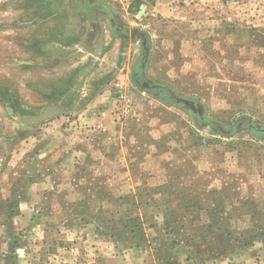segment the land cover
I'll use <instances>...</instances> for the list:
<instances>
[{"label":"rangeland","instance_id":"obj_1","mask_svg":"<svg viewBox=\"0 0 264 264\" xmlns=\"http://www.w3.org/2000/svg\"><path fill=\"white\" fill-rule=\"evenodd\" d=\"M240 2L0 0V264L264 262L257 239L221 245L226 224L238 237L264 221V133L250 129L264 128V28ZM132 29L148 86L133 81L144 50ZM118 91L132 102L121 116ZM50 106L61 111L24 121ZM101 108L113 127L85 150L78 118ZM61 129L88 158L35 156ZM205 229L208 247L177 235L196 243Z\"/></svg>","mask_w":264,"mask_h":264},{"label":"crops","instance_id":"obj_2","mask_svg":"<svg viewBox=\"0 0 264 264\" xmlns=\"http://www.w3.org/2000/svg\"><path fill=\"white\" fill-rule=\"evenodd\" d=\"M250 5H245L244 1L238 3L237 11L238 15H244L246 16L247 23L249 24L248 27L252 28H264V0H252L248 1ZM135 83V82H134ZM107 89L105 88V91ZM89 108H92V105L90 104ZM99 109V108H96ZM103 109V110H102ZM114 113H112L110 110H105V108H101L100 111H98V114H95V116L87 117L86 115H83V117L78 118L79 122V132L82 130L83 132H86V136H89L87 139L84 137L82 140V144L85 146V148L90 147L91 141L90 136L91 132L96 131L97 129H109L110 127H113L114 122ZM61 120L54 119V121L49 123V127L47 128L50 130L51 127L55 126V124L60 123ZM52 129V128H51ZM65 130V129H64ZM62 131V129H61ZM65 131L60 132L56 136L52 137H46L45 141L42 146L39 147L37 151L34 152L35 156H41V154H50L51 152H62L66 153L65 158H69L70 156L76 157L81 160H85L89 157L85 151H83L80 148H72L74 144H78V141L75 139L73 141H68L65 136ZM62 133V134H61ZM87 148L85 150H87ZM70 151V152H69ZM93 156V154H92ZM80 160V161H81ZM46 183L48 184V187H50V184L48 183L47 179H45ZM42 180L38 179V181H33L34 186H40V183ZM260 264H264V262L260 261Z\"/></svg>","mask_w":264,"mask_h":264},{"label":"trees","instance_id":"obj_3","mask_svg":"<svg viewBox=\"0 0 264 264\" xmlns=\"http://www.w3.org/2000/svg\"><path fill=\"white\" fill-rule=\"evenodd\" d=\"M253 31H258V29L253 28ZM135 69V68H134ZM134 81V79H133ZM189 101V105L188 106H193L195 111L196 109L199 108V105L196 104L194 101L188 100ZM194 111V112H195ZM194 115H196L197 118V122L200 124V122H202L201 117L195 112ZM241 119L243 118H239L238 121H241ZM208 125H211L212 128L215 130L216 128L213 126V123L210 121H207ZM234 129L228 134H223V136L225 135H230L234 132ZM250 129L252 130V133H254L255 135H261L262 133L259 132L260 128L255 127L253 124H251ZM262 221V220H260ZM249 223L251 224V229H252V234L251 235H247V236H243V235H239L238 237H236V235L233 234V231L231 229V225L226 224L225 228L223 229V232L225 234L224 236V242L221 244L223 246L230 244V242L235 241V243L239 244V242L243 245V247L248 246L252 243V241H254L255 239L261 241L264 244V221L259 223V220H255L250 218ZM260 224V225H259ZM184 223H182V225L180 226L183 227ZM169 224L165 223V227H168ZM178 228V229H180ZM181 230V229H180ZM170 232H176L173 228L170 229ZM180 234V240L183 244L187 245L188 249H195L198 247L199 244L204 243L207 247L210 245L208 242V238L211 235V231H208L205 229L204 231H201L200 233L196 234V237L199 238L198 241H196V243H193V238H194V234H189L191 237L188 236V234L186 235V233H178L177 235ZM13 249V248H12ZM226 251V250H225Z\"/></svg>","mask_w":264,"mask_h":264},{"label":"water","instance_id":"obj_4","mask_svg":"<svg viewBox=\"0 0 264 264\" xmlns=\"http://www.w3.org/2000/svg\"><path fill=\"white\" fill-rule=\"evenodd\" d=\"M142 48H143V50H144V55H143V57L141 58V60L138 62L137 66H142V68H143L144 65H145V61H146L147 54H148V47H147L145 41L142 42ZM134 82H136L135 79H134ZM143 85H144V86H148L149 83H148L147 81H144V82H143ZM157 87H158V86H157V85H154V84H151V85H150V89H151V90H152V89H156ZM160 91H161V93H163L162 89H161ZM173 102H175V103L183 102V103L189 105V101H188L187 99H180V98H179V99H174ZM190 107H191V109H192L193 111H195V109H194L193 106L190 105ZM60 111H61V108H60V107H58V106H50V107L45 108V109L43 110V112H42L40 115H38V116H33V117H26V118L24 119V121H36V120H39V119H42V118H46V117H49V116L56 115V114H58ZM201 119H203V118H201ZM259 132L264 133V128H260V129H259Z\"/></svg>","mask_w":264,"mask_h":264},{"label":"flooded vegetation","instance_id":"obj_5","mask_svg":"<svg viewBox=\"0 0 264 264\" xmlns=\"http://www.w3.org/2000/svg\"><path fill=\"white\" fill-rule=\"evenodd\" d=\"M98 13L99 14L105 13L109 19V23H110V27H111L112 31L114 33H118V32L120 33L121 27H119L116 19L113 17L111 12L109 11V9L105 5H103V4L100 5V9L98 10ZM131 35H132V37H136V36L142 37L143 41H145V43H146L145 35L144 34H140V35L137 34V31L135 29L131 30ZM142 69H143L142 66H137L132 71L133 72V79L136 80V82H135L136 84H140V83L146 81L144 76H143ZM161 88L162 87H157L156 89H161Z\"/></svg>","mask_w":264,"mask_h":264},{"label":"built area","instance_id":"obj_6","mask_svg":"<svg viewBox=\"0 0 264 264\" xmlns=\"http://www.w3.org/2000/svg\"><path fill=\"white\" fill-rule=\"evenodd\" d=\"M117 94H118L117 100L119 101L118 116L125 115L131 109V105H132L131 98L127 94L121 91H118Z\"/></svg>","mask_w":264,"mask_h":264}]
</instances>
